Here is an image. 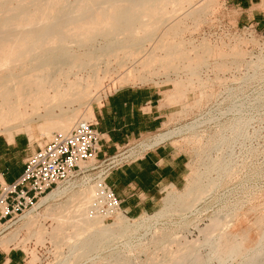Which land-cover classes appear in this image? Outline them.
<instances>
[{
  "label": "bare ground",
  "instance_id": "1",
  "mask_svg": "<svg viewBox=\"0 0 264 264\" xmlns=\"http://www.w3.org/2000/svg\"><path fill=\"white\" fill-rule=\"evenodd\" d=\"M214 1L0 0V133L6 134L11 141L12 131L23 127L31 139V124L36 121H42L34 123L42 135L52 131L66 134L78 122H89V118H93L92 111L79 118L62 106L89 97L91 89L100 86L99 74H109L112 62L117 70L127 62L135 64L131 71L117 77L119 84L144 81L162 72L173 85L164 95L166 103L183 102L185 92L192 90L196 92L192 95L195 100L188 101V107H198L203 97H209L196 88L203 84L202 69L211 67L215 79L222 82L219 73L223 75L243 64L249 65L244 61L246 53L238 42L215 47L206 40L194 44L182 38L185 30L192 27L187 24L190 22L196 27ZM213 57L218 61L211 64L209 59ZM258 62L263 63L264 56L258 57ZM171 73L176 77L173 80L169 79ZM171 136L172 132L158 135L148 148ZM74 185L75 182L67 187L58 186L42 197L22 216L21 227L0 246L6 249L16 240L18 232L26 228L33 229L30 238L35 243L43 244L48 238L56 255L62 257V264H140L131 261L129 252L112 251L111 247L121 243L128 246L129 239L144 228L150 231L147 232L150 233L148 242L157 244L166 240L168 229L159 227L157 218L140 215L131 222L121 214L107 200L101 181L84 184L77 191H73ZM215 185L213 179H207L206 184L194 180L184 194L168 196L164 205H169L177 214L190 211ZM67 193L64 201L48 204ZM104 203L108 210L101 215ZM45 205L42 218L55 224L49 231L37 224L40 215L35 213ZM110 215L114 216V221L105 225L103 219ZM263 217L254 223L263 234L250 251L240 248L236 237L229 234L232 237L225 234L226 242L220 249L219 241L207 236L210 232L225 231L223 219L214 215L199 230L206 253L197 246L198 240L173 238L150 254L144 264H233L236 258L239 259L236 264H264ZM63 247L68 251L67 256H63ZM218 248L223 250L220 257L215 256ZM104 251L109 253L102 255ZM31 257L33 262L38 259L34 252Z\"/></svg>",
  "mask_w": 264,
  "mask_h": 264
},
{
  "label": "rangeland",
  "instance_id": "2",
  "mask_svg": "<svg viewBox=\"0 0 264 264\" xmlns=\"http://www.w3.org/2000/svg\"><path fill=\"white\" fill-rule=\"evenodd\" d=\"M212 7L203 21L196 25L197 28H193L190 22L187 24L188 27L192 26V29L185 30L182 38L192 40L194 44L206 40L210 46L215 45V47L221 45L225 47V45L238 42L241 50L246 53L244 61L249 65L243 64L223 75L219 73L222 82L215 79V71L211 67L207 70L202 69L200 75L203 84L196 88L209 97H203L198 107L190 108L187 103L188 101L193 103L195 97H192L196 92L187 90L185 92L186 102L173 104L174 113L168 118L163 128L152 136L149 144L141 140L133 143H140V147L146 144L142 149L147 150L149 149L148 145H151L150 143L155 137L172 132L173 136L155 146L162 143L171 144L188 158V175L183 186L178 189H163L160 194L159 209L152 214L145 215L153 217L154 220L157 218L159 227L168 229L164 243L148 242L150 233L147 232L150 231L144 228L129 239L128 246H123L121 243L111 247L112 251L129 252L132 255L129 257L131 261L140 262V264L146 263L150 254L162 245H167V242L173 238L183 237L188 241L198 240L197 246L203 253H206L207 249L199 230L208 224L214 215H219L223 219L226 232H210L207 236L214 238L216 242L219 241L220 249L226 242L224 236L227 234L235 236L238 246L245 250L248 249V251L255 247L258 237L263 234V230L254 223L264 216V62L261 64L258 62V57L264 56V31L257 30L256 27L237 26L235 14L226 8L224 0H215ZM215 58H210L212 61L209 59V63L213 64L214 61H218ZM134 65V62L130 61L117 70L115 62H112L109 74H99L101 82L98 89H91L90 96L81 102L73 101L70 104H63V109L73 111L78 115L77 117L82 118L86 117L89 111L93 113V110L100 106L102 100L110 92L122 87L156 86L163 90L173 88L172 83L167 81L166 77L161 74L162 72L147 77L144 81L131 80L129 83L119 84L117 77L131 71ZM102 67L103 64H100V68ZM180 76L184 77L181 74ZM175 78L172 73L169 75L170 80ZM91 121L92 118H89V122ZM34 123L41 124L42 121ZM34 123L31 124V139L23 127L22 130L19 129L21 131L18 130L19 132L14 130L16 134L12 131L13 136L18 134L28 137L33 150L49 142L54 134H59L52 131L49 135H42ZM0 137L7 138L4 133H0ZM219 141H223V143L221 144ZM97 160L101 159L97 157ZM85 164L82 169L97 167L99 162L92 160ZM99 174L100 168L87 170L69 183L59 186L67 187L75 182L73 191H77L86 184H95L96 181H100ZM197 179L201 180L203 184L207 183V179H213L216 185L212 190L207 191L190 211L177 214L169 209V205H164L168 196L174 193L184 194L188 184ZM68 195L67 193L64 196H57L48 204L62 202ZM45 207L46 205L40 207L35 213L40 215L37 224L39 223L49 231L50 227L55 224L48 218H42ZM101 210L103 212L100 213L103 215L106 210L104 204ZM119 212L123 214L120 210ZM123 215L131 222L139 217ZM21 221L20 219L11 228L4 229L0 233V238L7 240L21 227ZM113 221V215L103 219L105 225H110ZM30 230L28 231L26 228L20 230L16 240L10 244L11 247L22 250L28 264H62V257L59 258L56 255L49 239L45 238L43 244L35 243V240L30 238L33 229ZM219 248L215 252L216 257L222 256L223 250L221 251ZM31 252H34L38 258L36 262L32 261ZM62 253L63 256H67L68 251L65 247L62 249ZM108 253L104 251L102 255ZM137 256L138 258H136ZM133 257L135 258L133 259ZM238 261L239 259L236 258L233 264Z\"/></svg>",
  "mask_w": 264,
  "mask_h": 264
},
{
  "label": "crops",
  "instance_id": "3",
  "mask_svg": "<svg viewBox=\"0 0 264 264\" xmlns=\"http://www.w3.org/2000/svg\"><path fill=\"white\" fill-rule=\"evenodd\" d=\"M235 14L237 26L264 31V0H224ZM169 90L156 86H127L110 92L93 110L92 124L99 137L98 158L115 154L121 146L135 141L149 144L174 113V103H166ZM39 148V147H37ZM26 136L11 141L0 137V183H12L23 172L24 163L34 152ZM188 158L171 144L162 143L145 150L137 159L113 170L105 179L127 216L156 212L165 188L178 189L188 175ZM6 238H0V244ZM11 244V243H10ZM0 246V264H28L25 253L11 245Z\"/></svg>",
  "mask_w": 264,
  "mask_h": 264
},
{
  "label": "built area",
  "instance_id": "4",
  "mask_svg": "<svg viewBox=\"0 0 264 264\" xmlns=\"http://www.w3.org/2000/svg\"><path fill=\"white\" fill-rule=\"evenodd\" d=\"M133 143L124 144L115 154L97 160L99 137L92 122H78L66 134H54L49 142L28 156L22 174L14 182L0 183V233L19 222L42 197L59 185L95 168H100L99 179L107 200L120 210L119 201L105 179L113 170L137 159L146 150L140 143ZM92 160L99 162L97 167L81 169V165ZM104 204L107 211L108 205Z\"/></svg>",
  "mask_w": 264,
  "mask_h": 264
}]
</instances>
